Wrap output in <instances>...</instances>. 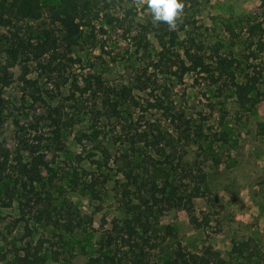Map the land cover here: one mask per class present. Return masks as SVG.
I'll return each mask as SVG.
<instances>
[{"label":"rangeland","instance_id":"obj_1","mask_svg":"<svg viewBox=\"0 0 264 264\" xmlns=\"http://www.w3.org/2000/svg\"><path fill=\"white\" fill-rule=\"evenodd\" d=\"M41 2L57 5L59 0ZM262 3L207 0L202 6L183 9L174 29L178 48L191 45L211 64L218 54L234 58V83L242 93L250 90L243 102L237 86L224 75L209 80L203 73L173 70L154 77V94L184 111L190 123L187 138L179 142L183 148L182 156L174 161L176 169L162 163L163 157L142 143L131 152L119 137L120 125L131 111L140 125L149 120L174 131L169 117L153 106L155 96L135 90L147 110L123 103L118 118L103 95L93 99L88 82L99 76L111 89L132 85L143 67L157 58L160 24L152 23L147 0H115L105 9L108 16L101 13L92 25L83 27L72 53L77 60L67 67L60 89L31 55L13 59L7 52L10 43L2 37L18 31L25 41L35 43L46 29L59 33L50 15L46 12L38 20L19 21L11 27L0 24V66L10 76L7 85L0 84V143L13 150L19 134L40 143L45 165L41 171L52 180L44 192L55 203H71L76 209L72 231L31 221L29 233L24 221H16L22 189L15 186L12 204L0 203V264H20L26 240L40 244L43 264H84L97 254L109 222L125 216L123 187L131 171L160 183L164 179L182 183L177 196L184 197L195 184L201 187V195L194 198L195 208L199 217H209L208 226H193L181 200L157 208V217L152 219L157 233L164 235L167 225L175 233L165 236L167 250L177 241L193 252L211 245L226 264H264V24L254 36L247 30L248 24L264 23ZM144 42L149 45L146 51ZM149 71H153L152 64ZM54 109L59 121L67 125L55 127ZM97 111L101 114L95 132L91 119ZM146 150H151V161H143L139 153ZM92 175L99 198L86 188ZM104 175L109 178L105 184ZM4 197L0 183V201Z\"/></svg>","mask_w":264,"mask_h":264},{"label":"trees","instance_id":"obj_2","mask_svg":"<svg viewBox=\"0 0 264 264\" xmlns=\"http://www.w3.org/2000/svg\"><path fill=\"white\" fill-rule=\"evenodd\" d=\"M206 1L183 0V9L202 6ZM111 2L115 0H59L57 5H44L41 0H0L1 25L11 27L19 21L38 20L47 12L52 22L58 26L59 31L57 33V29H46L42 38L35 43L31 39L25 41L18 31L12 36L3 34L2 37L10 43L7 52L15 60L20 54L31 55L40 65L47 79L54 82L55 87L60 89L61 84L66 81L64 73L67 67L77 60L72 53L79 44L83 27L92 25V20L99 17L101 13L108 16L109 13L105 9L109 8ZM262 6L264 7V0ZM159 24L160 27L156 30L160 38L161 49L157 53V58L151 61L153 71H149L151 64H147L134 78L132 85L124 84L116 89L105 85L99 76H95L93 81L88 80V82L93 86L91 89L93 99L103 95L112 114L118 118L122 116L123 112L120 111L119 105L123 103L128 104L134 110H147V107L137 98L135 90L145 92L152 97L155 96L153 106L158 110H163L169 117L174 131L158 127L149 120L146 124L140 125L138 118H135L131 111L127 113L120 125L119 137L129 144L131 152L136 151L138 144L142 143L144 148H150L162 156V163H167L176 169L174 161L182 156L180 149L183 148L179 142L187 138L190 123L184 111L175 110L174 104H165L164 99L154 94L157 88L154 77L159 72L168 73L173 70L174 73L182 74L191 71L203 73L206 76L204 78L209 80L224 75L237 86V92L243 102L250 88L247 87L248 89L242 93L240 86L234 83L232 69L237 65L234 58L218 54L211 64L203 53L195 50L191 45L182 46L179 49L177 32L169 30L167 24L163 22ZM263 24V21L253 22L248 24L247 30L251 36H254L263 28ZM143 38L146 39V37ZM148 46V42L143 43L145 51L148 50ZM9 79L7 71L2 70L0 66V84L7 85ZM48 96L52 97L50 93ZM54 112L57 116L58 111L54 109ZM100 114V111L92 113V127L95 132H97L96 123L99 121ZM54 115L53 122L57 129L68 124L66 121H59L60 117L57 116V118ZM39 150L40 143H35L32 139L20 134L17 135V143L13 150L0 143V183L3 185L5 195L0 201L1 206L12 204L15 194L14 187L19 185L22 193L18 201L17 222L24 221L25 229L29 233L31 232L29 227L31 221L61 227L70 232L75 225L74 210L76 209L71 203H55L44 192L45 187L52 184V180L41 171L44 161ZM151 150H146L144 153L139 151L143 154V161L153 159L149 153ZM125 177L126 184L123 187L125 216L113 218L109 222L110 227L104 230L97 254L90 256L84 264H226V260L211 245L205 246L200 252H193L177 241L167 250L163 243L166 241V235H175L173 227L167 225L165 234L160 235L157 233L156 224H153L152 219L157 217V208L165 204L170 205L178 199L182 201L193 226L197 228L208 226L209 217L205 215L201 218L196 213L194 198L201 195V187L198 184H195L192 191L185 193L183 197L177 196L182 183L176 185L167 179L160 183L152 177L132 171L127 172ZM108 180V175H104L102 183L105 184ZM96 185V177L92 175L86 188L95 198H99ZM159 237L162 240H159ZM236 249L243 252L241 248ZM40 251V244H33L30 240H26L20 264H43L44 256ZM1 256L0 253V260Z\"/></svg>","mask_w":264,"mask_h":264},{"label":"clouds","instance_id":"obj_3","mask_svg":"<svg viewBox=\"0 0 264 264\" xmlns=\"http://www.w3.org/2000/svg\"><path fill=\"white\" fill-rule=\"evenodd\" d=\"M147 8L150 10L153 24L163 22L169 30H174L182 15L184 4L183 0H147Z\"/></svg>","mask_w":264,"mask_h":264}]
</instances>
